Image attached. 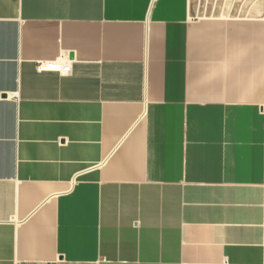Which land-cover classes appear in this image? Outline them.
<instances>
[{
    "label": "crops",
    "instance_id": "0c3cea01",
    "mask_svg": "<svg viewBox=\"0 0 264 264\" xmlns=\"http://www.w3.org/2000/svg\"><path fill=\"white\" fill-rule=\"evenodd\" d=\"M0 264H264V0H0Z\"/></svg>",
    "mask_w": 264,
    "mask_h": 264
},
{
    "label": "rangeland",
    "instance_id": "374dc122",
    "mask_svg": "<svg viewBox=\"0 0 264 264\" xmlns=\"http://www.w3.org/2000/svg\"><path fill=\"white\" fill-rule=\"evenodd\" d=\"M236 2L237 0H191V7L196 17H202L213 14L217 9L228 7Z\"/></svg>",
    "mask_w": 264,
    "mask_h": 264
},
{
    "label": "built area",
    "instance_id": "2783aa9c",
    "mask_svg": "<svg viewBox=\"0 0 264 264\" xmlns=\"http://www.w3.org/2000/svg\"><path fill=\"white\" fill-rule=\"evenodd\" d=\"M36 69L39 72L54 71L59 73H67L70 70L68 63L62 61L40 60L36 63ZM16 93H12L11 97H16Z\"/></svg>",
    "mask_w": 264,
    "mask_h": 264
}]
</instances>
